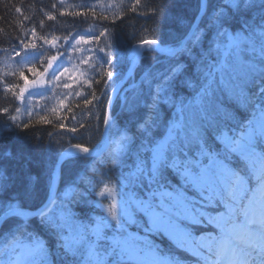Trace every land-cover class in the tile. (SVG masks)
Listing matches in <instances>:
<instances>
[{
  "label": "snow or ice",
  "instance_id": "obj_1",
  "mask_svg": "<svg viewBox=\"0 0 264 264\" xmlns=\"http://www.w3.org/2000/svg\"><path fill=\"white\" fill-rule=\"evenodd\" d=\"M140 4L112 0L103 5L117 9L109 16L97 13L101 0L70 15L82 17L81 22L90 15L93 23L111 19L115 24L125 9L135 12ZM46 15L56 19L52 12ZM19 30L24 37H16L12 52L22 62L7 73L17 82L6 83L5 91L22 107L0 109L7 118L0 133L27 130L34 119L51 124L50 115L72 112L71 99L81 97L84 85L91 91L83 104H93L92 85L103 81L136 126L133 136L122 130L107 97L102 123L110 166L123 165L133 154L135 159L124 185L129 191L117 202L115 188L105 183L98 194L112 196L106 214L84 219L72 209L83 194L75 184L59 191L57 177L65 161L77 153L89 155L88 146L64 148L57 141L59 159L49 168L43 196L30 188L23 173L9 174L7 161L18 157L0 156V264H185L184 253L195 257V264H264V0L218 5L200 0L195 19L161 49L169 63L145 70L130 94L107 83L117 77L108 25L99 32L51 38L38 36L35 27L25 29L22 22ZM139 55V50L131 52L129 64L135 66ZM57 89L65 91L61 95ZM45 92L53 93L56 104L42 105L44 114H36L34 98L47 99ZM56 126L66 127L63 117ZM67 130L76 133L78 128ZM6 139L0 137V143ZM88 182L93 187L100 183ZM37 222L55 239V252L36 230ZM155 237L167 238L170 250L160 248Z\"/></svg>",
  "mask_w": 264,
  "mask_h": 264
},
{
  "label": "trees",
  "instance_id": "obj_2",
  "mask_svg": "<svg viewBox=\"0 0 264 264\" xmlns=\"http://www.w3.org/2000/svg\"><path fill=\"white\" fill-rule=\"evenodd\" d=\"M112 0H102V5L96 8L99 14L103 11L106 15L111 16L117 9H106L103 5L111 3ZM119 2V0H117ZM135 0H124L125 6L133 4ZM223 0H211L213 5L221 4ZM101 0H0V109L4 107L12 108L21 106L20 101L15 100L12 93L5 91L6 83L17 82V78L7 73L15 69L22 61L21 57H15L12 50L16 48L18 41L17 36L24 37V33L19 30L21 22L25 29L35 27L38 36L52 35L63 36L69 32L86 33L88 31L99 32L104 25L109 26L112 33L110 51L117 57L116 64L117 77L115 82L130 67L128 56L134 51V48L145 40H158L163 46H170L175 38L184 31L186 23L192 22L197 16V9L200 0H141L135 12L125 9L122 17L117 18L115 24L111 19L108 21L92 22L89 15L87 22H81L82 17H73L70 13L74 11H83L84 5H97ZM55 5V8H53ZM159 7V13L154 14L153 9ZM16 8L21 12L17 13ZM60 11L69 13L61 16ZM52 12L56 15L55 20H48L47 13ZM29 17L24 20L23 17ZM42 22V23H41ZM105 38L100 41V46L104 45ZM38 45L42 41H37ZM46 47V46H45ZM6 50V51H2ZM73 56H79L80 53H70ZM96 55L103 58L104 53L98 52ZM169 63L168 59L159 54L153 48L145 50L144 56L136 70L135 75L129 81L123 90H129L135 85L145 70L161 69ZM41 70H43L41 68ZM25 74L31 79V74L25 69ZM95 75V74H94ZM99 79V76L96 77ZM23 83V81H19ZM108 85L113 86V81H108ZM92 88L96 90L97 100L91 105L83 104V96L88 95L91 89L84 85L81 90V97L71 99L72 112L61 109L59 115H50L51 124L39 123L35 119L32 126L27 130H11L0 133V137L7 136V139L0 143V156L5 153H11L18 158L9 159L6 167L9 174L14 178L19 173H23L25 178L30 181V188L43 196L48 183V172L51 164L59 157L60 148L57 141L64 148L70 144L82 143L88 147H98L103 137L102 119L106 115L104 110L105 102L109 97L110 87H104V82L93 84ZM119 94L123 96L124 91ZM65 90L57 89L56 92L63 94ZM107 93V96H105ZM27 96V94H26ZM47 99L42 100L39 96L34 98L36 105L35 113L44 114L42 105H55L53 93L45 92ZM99 102V103H98ZM69 103V101H65ZM121 101L116 98L113 114L122 130H126L130 136L136 134L135 120L127 111L121 108ZM22 107V106H21ZM91 112V115H89ZM75 116V119H73ZM101 117V120L95 117ZM63 117L65 128L61 129L56 126L60 118ZM21 119H27L21 114ZM6 117L0 113V125L6 121ZM83 123L87 127L80 128L79 124ZM77 127L76 133L69 132L67 129ZM134 154L126 158L123 165L111 167L110 154L107 150L101 156H85L77 153L75 158L65 161L60 173L59 191H64L70 185L75 184L78 191L83 195L77 196V202L72 204L74 213L81 218H89L97 215H105L106 207L111 202L110 194L105 192L103 196L98 193L107 183L109 187L115 188V193L123 197L129 190L125 189L126 177L134 162ZM84 177L85 179H81ZM99 181L98 187H93L92 183ZM176 181L173 180V183ZM36 230L40 232L44 239L49 242V247L55 252V239L47 232L42 231L37 222ZM157 245L165 252L170 250V244L167 238L155 237ZM185 264H195L196 258L190 254H182Z\"/></svg>",
  "mask_w": 264,
  "mask_h": 264
},
{
  "label": "water",
  "instance_id": "obj_3",
  "mask_svg": "<svg viewBox=\"0 0 264 264\" xmlns=\"http://www.w3.org/2000/svg\"><path fill=\"white\" fill-rule=\"evenodd\" d=\"M146 41H150V40H146ZM144 42H142L140 44V48H139L140 55L136 58V64H135V66H132L131 65L130 68H132V70L131 71L128 70L124 74V76L114 85V87H116L117 89H122L126 85V83L129 81V79L133 76V74L135 73V71H136V69H137V67H138V65H139V63H140V61L142 59V56H143V53H144L145 48L148 45H150V44H147V43H144ZM151 46L154 47V49H156L159 53H162L161 52V49L164 48V47H162V45L159 42L156 45H151ZM110 97L112 98L113 104H114V101H115V97L116 96H114V95H112V93H110ZM113 104H112V108H113ZM103 139H104V141L106 142V145H107V137H106V134H105V127H104V136H103ZM106 145L100 151H97L95 148H90L89 147L91 149V153L89 155L98 156V155L102 154L105 151ZM66 148H69V146L66 147ZM70 150L73 151V152L74 151H77L75 149H70ZM58 159H59V157H58ZM59 179H60V173L58 174V177H57V188H58V185H59Z\"/></svg>",
  "mask_w": 264,
  "mask_h": 264
},
{
  "label": "rangeland",
  "instance_id": "obj_4",
  "mask_svg": "<svg viewBox=\"0 0 264 264\" xmlns=\"http://www.w3.org/2000/svg\"><path fill=\"white\" fill-rule=\"evenodd\" d=\"M135 50H138V48L135 47V48H134V51H135ZM116 195H118V194L115 193V198H116L117 202H119L123 197H122V195H121V196H116ZM110 197H111V200H110V201H112V196L110 195ZM110 203H111V202H110ZM155 243L157 244L156 241H155Z\"/></svg>",
  "mask_w": 264,
  "mask_h": 264
}]
</instances>
